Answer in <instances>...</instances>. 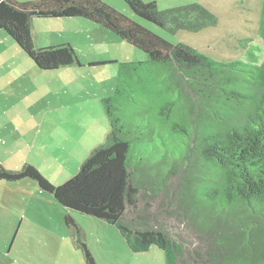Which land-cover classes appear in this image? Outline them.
Segmentation results:
<instances>
[{"label": "trees", "instance_id": "1", "mask_svg": "<svg viewBox=\"0 0 264 264\" xmlns=\"http://www.w3.org/2000/svg\"><path fill=\"white\" fill-rule=\"evenodd\" d=\"M125 1L170 32L219 22L201 2L161 9L155 0ZM35 16L90 19L147 58L112 60L115 87L101 99L110 130L74 176L54 184L34 164L0 163V179H36L61 204L116 224L133 251L159 246L165 264H264V45L242 38L245 58L224 61L172 43L104 0H0V30L43 69L81 61L69 42L37 47ZM258 33L264 41V0ZM156 199L167 214L180 211L198 247L152 221Z\"/></svg>", "mask_w": 264, "mask_h": 264}, {"label": "rangeland", "instance_id": "2", "mask_svg": "<svg viewBox=\"0 0 264 264\" xmlns=\"http://www.w3.org/2000/svg\"><path fill=\"white\" fill-rule=\"evenodd\" d=\"M104 1L172 43L189 44L219 60L245 58L242 38L264 45L258 33L262 0H155L161 9L201 2L219 18L199 31L176 32L136 14L125 0ZM34 18L37 47L69 41L81 64L43 69L22 48L19 55L5 52L4 46L5 54L21 62L0 68V76L14 68L10 78L0 77V163L10 170L34 164L60 184L107 139L110 124L100 97L115 87L118 64L110 57L144 60L147 53L83 17ZM1 34L13 39L3 29ZM160 202L151 200L152 221L156 218L187 247H198L199 240L180 211L174 208L167 214L160 210ZM67 215L75 225L66 221ZM84 244L96 264H165L159 246L133 251L116 224L61 204L36 179H0V264H89Z\"/></svg>", "mask_w": 264, "mask_h": 264}, {"label": "crops", "instance_id": "3", "mask_svg": "<svg viewBox=\"0 0 264 264\" xmlns=\"http://www.w3.org/2000/svg\"><path fill=\"white\" fill-rule=\"evenodd\" d=\"M34 19H33V23H34ZM33 28H34V24H33ZM66 42H69V41H66ZM4 46H6V50L7 51H5V47ZM3 51H5V52L13 51V52H15V53L20 55L19 45L13 39H11V38L9 39L5 34H1L0 35V68H1V66L5 67V66L18 65V63L21 62L20 60L16 59L13 54L8 55V54H5ZM116 58H118V57H116ZM114 59H115V55H112L109 60H114ZM105 60H107V59H105ZM13 69L14 68L10 67L7 71H5V70L2 71L3 74H1V76L10 78L11 77L10 73L13 71ZM107 94H109V93H107ZM107 94H105V95H107ZM105 95H101L100 99H102V97L105 96Z\"/></svg>", "mask_w": 264, "mask_h": 264}]
</instances>
